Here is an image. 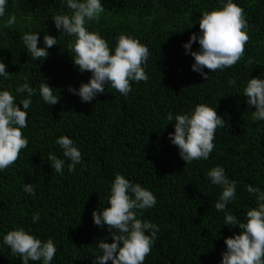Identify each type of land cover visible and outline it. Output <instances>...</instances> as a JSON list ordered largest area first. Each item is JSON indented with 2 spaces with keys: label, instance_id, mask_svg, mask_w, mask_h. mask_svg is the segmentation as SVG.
<instances>
[{
  "label": "trees",
  "instance_id": "16d2710c",
  "mask_svg": "<svg viewBox=\"0 0 264 264\" xmlns=\"http://www.w3.org/2000/svg\"><path fill=\"white\" fill-rule=\"evenodd\" d=\"M234 2L248 24L244 56L231 68L215 73L205 69L210 76L205 81L191 70L194 59L182 45L199 32L202 13L220 7L219 0H103L105 11L89 30L99 32L113 49L121 34L139 39L150 52L145 69L149 79L131 82L127 98L108 88L91 103H82L67 91L68 85L78 88L91 76L73 65L67 48L73 38L60 36L44 61L32 60L21 40L28 31H39L41 42L45 32L58 37L51 18L68 10L59 0H8L0 17V59L11 78L0 77V88L15 94L27 76L36 95L28 127L22 130L28 146L0 172V240L2 234L23 226L42 240L53 239L57 252L52 264H92L99 240L112 242L107 228L94 224L92 212L110 206V186L120 173L157 199L153 208L140 213L141 219L159 225L144 264H219L226 250L224 239L239 233L238 226H223L225 214H235L243 222L246 211L256 206L246 186L264 190V121L252 119L255 109L242 96L247 81L264 73V0ZM11 15L16 22L9 26ZM198 48V42L192 45L193 51ZM250 57L258 64H246ZM42 82L60 94L59 103H43ZM197 104L216 108L225 123L216 130L209 159L186 165L168 139L175 121L168 122L167 114L188 113ZM61 135L73 139L82 153L75 172L55 144ZM50 151L66 160L62 174L50 166ZM215 166L224 167L237 181L236 199L224 212L213 207L221 187L206 178ZM27 183L38 184L34 196L23 191ZM37 211L40 221L33 224ZM0 264L22 262L0 245Z\"/></svg>",
  "mask_w": 264,
  "mask_h": 264
},
{
  "label": "clouds",
  "instance_id": "9594fccd",
  "mask_svg": "<svg viewBox=\"0 0 264 264\" xmlns=\"http://www.w3.org/2000/svg\"><path fill=\"white\" fill-rule=\"evenodd\" d=\"M8 0H0V17L5 14ZM61 8L68 11L52 16L59 36L45 32L42 42L40 32H25L22 43L32 60H46L53 45H59V37L73 39L67 44L71 52L73 65L80 73L90 72L88 82H81L79 87L67 86V91L80 98L82 103H91L106 89L118 91L127 98L132 91L131 82H147V61L149 48L139 39L121 34L116 37L114 49L99 32L90 31L91 22L98 21L105 11L103 0H59ZM220 7L204 11L199 19V32L193 33L182 47L185 54H190L194 62L191 70L198 73L205 81L209 72L231 68L245 53L249 39L247 20L243 9L234 0H219ZM16 22L15 15L7 20V25ZM190 28V27H189ZM199 48L192 50L194 43ZM42 46H38L41 45ZM246 64L257 65L251 57ZM7 65L0 59V77L11 78ZM234 83V81H230ZM54 87L46 82L39 85V96L43 103L54 106L61 96L54 93ZM249 108L254 107L252 119L264 121V73L251 77L243 87ZM14 93L11 89L0 88V172L13 165L22 149H26L28 138L23 134L28 127V116L36 89L29 83V77L18 84ZM39 102V101H38ZM22 105V108H21ZM168 122L175 121L174 131L168 133L170 143L177 147L180 158L187 164L198 160H208L215 145L217 128L224 127L225 120L218 115L216 108L207 104H197L190 112L167 114ZM63 157L70 161L68 169L75 172L82 162V153L67 135L56 138ZM49 152L47 160L54 173H63L66 160ZM212 185L221 187L222 191L213 207L217 212H224L236 199L237 181L230 179L222 166H215L207 172L206 177ZM38 184L27 183L23 191L35 195ZM246 191L255 196L256 206L246 211L243 222L237 215L226 213L223 226H238L239 233L224 239L226 250L221 253L219 264H264V190L249 184ZM157 203L153 192L140 183H132L120 173L115 174L108 195V207L93 210V222L100 229L107 228L112 242L99 240L95 246L92 264H144L157 238L159 225L147 219H141L143 210L153 208ZM40 221V213L32 215V223ZM0 245H6L22 264L39 262L52 264L57 248L52 238L42 240L23 226L15 227L2 234Z\"/></svg>",
  "mask_w": 264,
  "mask_h": 264
}]
</instances>
